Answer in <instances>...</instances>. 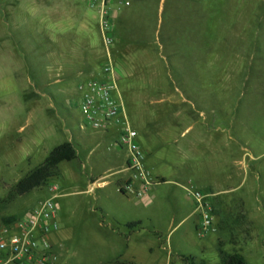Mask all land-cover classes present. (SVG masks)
I'll use <instances>...</instances> for the list:
<instances>
[{"label":"rangeland","instance_id":"374dc122","mask_svg":"<svg viewBox=\"0 0 264 264\" xmlns=\"http://www.w3.org/2000/svg\"><path fill=\"white\" fill-rule=\"evenodd\" d=\"M46 1L0 0V223L35 209L55 184L60 264H222L221 249L264 264V181L251 194L256 239L238 253L225 231L199 233L195 202L170 183L229 181L236 137L240 145L260 141L264 123L251 104L264 101V0H131L122 11L131 46L112 51L121 98L147 165L169 181L154 187L150 202L114 183L129 153L115 146L116 135L85 126L78 90L90 76L78 71L85 48L78 28H54ZM87 37L89 47L103 49L96 26ZM67 142L78 159L16 196V184ZM98 179L110 184L92 189ZM132 219L145 227L129 244L122 224Z\"/></svg>","mask_w":264,"mask_h":264},{"label":"built area","instance_id":"2783aa9c","mask_svg":"<svg viewBox=\"0 0 264 264\" xmlns=\"http://www.w3.org/2000/svg\"><path fill=\"white\" fill-rule=\"evenodd\" d=\"M97 10L100 33L109 60L99 75L85 78L79 83L80 110L85 126L104 133L116 132L115 146L129 153L126 174L118 186L121 194L150 202L152 191L162 180L155 177L147 165L146 154L139 143V132L133 128L118 85L117 68L113 64L112 49L116 43L113 21V0H88ZM121 7H129V1H120ZM98 179L94 184L101 186ZM53 196L41 202L35 209L19 218L0 223V264H58L59 257L51 243V234L59 229L58 187L50 185ZM188 197L196 204L199 213L201 235L214 230L215 215L212 193H206L194 186L185 187Z\"/></svg>","mask_w":264,"mask_h":264},{"label":"crops","instance_id":"0c3cea01","mask_svg":"<svg viewBox=\"0 0 264 264\" xmlns=\"http://www.w3.org/2000/svg\"><path fill=\"white\" fill-rule=\"evenodd\" d=\"M120 1H129L131 4L129 7H121L119 4ZM36 2L37 1H35V3ZM45 4L51 6L50 15L51 21L54 24V28L61 29L65 26L78 28L79 41L82 43L83 49L85 48V51H82L83 53L80 63L81 68L80 70H78L79 75L89 73V77H91V75L95 76L101 74L103 72L105 63L107 62V60H109L107 57V50L104 45L103 49L99 51L95 48L89 47L87 44V35L93 27L96 26L100 32L97 10L89 5L88 0H85V4L82 6L72 4V6L68 7L69 3L65 4L62 1L54 0H48ZM38 5L40 6V4ZM131 6V0H113L112 2V18L114 21L116 35V43L112 51L117 50L119 51L118 53L125 54L126 51L130 50V32L126 30L127 27L125 22L120 20L122 11L124 10L126 12V9L130 8ZM89 14H92V18L96 20L97 23H95V25L91 23ZM117 28H119V30H117ZM119 31H121V33H118ZM98 58L105 59V62L102 63V61L100 60V62H98V65H96L95 60ZM117 78H123L119 70L117 71ZM251 105L253 106L252 112L254 113L253 116L255 117V119L257 118V120L264 123V101L260 99H254ZM246 132L249 131L246 130ZM253 132L254 131L251 130L250 134H256ZM106 134L116 135V132ZM257 136L261 138L259 142L253 143L252 140H244L245 142H241V145L239 142L240 140L238 139L242 138H240L239 136L236 137V142L237 144H239V146H236V151L231 154L232 161L231 169L229 171L230 173L228 174L229 181H195V179H190L189 181H170V183H172L173 185H176L184 190L187 186H194L199 190L215 195L213 199V209L216 228L214 229V231H225L231 236V238L228 240V244L231 251H233L234 253L244 252L245 248H248L249 244H252V242H254L256 239V211L251 204L254 201L251 194L255 193V190L259 192L260 183L264 181V126L262 128L259 127ZM145 154L147 157L148 153L145 152ZM125 176L126 174H124L123 177L119 178V180H123ZM158 178L162 179V183H169V181H166V178L161 175H158ZM235 179H239V181H235ZM91 182L94 184L96 181ZM122 182L123 181H115L114 183L118 187ZM109 184L110 183L108 181H104L100 187H104ZM155 188L153 189V191L155 190ZM153 191L152 200L155 199V194L153 193ZM130 223H139L140 226L135 229H129L128 227L127 229L125 228L127 231L125 239L129 244L135 236L141 234V230L145 227L143 221L137 219H132L131 221L122 225H127ZM59 230L60 229L54 231L50 236L51 243L57 255L60 247ZM220 245L224 247L223 240L220 241Z\"/></svg>","mask_w":264,"mask_h":264},{"label":"trees","instance_id":"16d2710c","mask_svg":"<svg viewBox=\"0 0 264 264\" xmlns=\"http://www.w3.org/2000/svg\"><path fill=\"white\" fill-rule=\"evenodd\" d=\"M76 159H78V152L72 143L67 142L56 147L43 164L31 171L16 184L14 187L15 195L24 196L36 189L44 187L59 175V166L61 163L71 162ZM10 219L11 218H8L5 221H9ZM126 226L129 229H135L138 228L140 224L130 223ZM220 256L222 264H247V262L237 254H228L222 249L220 250ZM183 259L188 263L190 262L188 257H184Z\"/></svg>","mask_w":264,"mask_h":264}]
</instances>
